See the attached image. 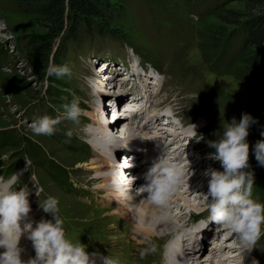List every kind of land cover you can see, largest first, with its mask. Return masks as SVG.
Wrapping results in <instances>:
<instances>
[{"label":"rangeland","instance_id":"obj_1","mask_svg":"<svg viewBox=\"0 0 264 264\" xmlns=\"http://www.w3.org/2000/svg\"><path fill=\"white\" fill-rule=\"evenodd\" d=\"M226 1L229 0L114 1L109 26L118 32L100 35L97 32L100 28L96 24L90 28L91 32L83 24L85 33L78 41H69L64 53H57L59 40H56L48 63L50 60L56 64L67 63L72 72L70 76L46 77L44 68L34 66L29 60L26 48L30 39L48 35L39 12L47 5V0H0V177L8 178L7 169L18 162L17 173L21 174V179L14 187L27 184L31 192L37 191V204L31 214L38 215V221L51 218L40 208L39 201L47 195H55L59 198L60 214L70 238L73 242L81 240L88 245L89 253L111 255L119 264H163L172 234L183 231V242L189 234V229H186L189 225L209 220L207 201L203 195L207 191V178L201 174L208 166L220 168L221 165L211 159L209 154L214 149L207 141L221 134L223 123L230 122L233 117L239 119L244 112L257 118V123L250 128V145L264 138L261 136L264 131V90L244 80L241 74L239 52L245 32L220 46H215L211 41L212 30L217 29L220 23L216 10ZM230 8L240 10L242 5L233 2ZM136 64L139 66L134 69L132 66ZM132 71H136V74L130 77ZM140 73L145 74L144 77ZM146 77L150 78L144 83L148 89L146 92H161L160 95L152 93L151 96H161L163 102H170L162 108L169 112L172 108L176 114L175 122H186V128L190 130L188 133L196 132H192L191 122L204 126L205 129L197 134L202 132L204 136L198 148L205 158L199 160L193 150L187 151L193 176L197 177L193 182V191L185 193L183 190L182 193V199L189 204L177 207L172 213L179 233L168 232L166 236L152 238L139 235L137 239L134 227L127 218L115 213L114 208L105 203L104 196L92 191V184L96 180L88 163L96 149L86 131L94 127L92 118L87 115L93 110L92 107H98L103 121L104 115H109L111 125L122 127L127 118L121 114L117 120L112 109L128 111L126 109L130 105L124 107L128 101H141L135 89H141L140 80ZM130 84L134 85V90L128 92ZM73 97L79 98L81 107L85 109L79 122L62 120L57 126L58 131L51 136H37L31 132L29 125L34 119L45 114H59L63 111V105L70 103ZM150 99L148 104L152 102L155 106L158 101ZM144 112L149 110L145 108ZM166 116L169 115L166 113ZM95 128L94 137L97 133ZM69 129L72 131L71 137L66 135ZM117 132L113 135L115 145L126 144L119 142L121 139L117 138ZM8 136L11 139L6 142L4 138ZM12 139L18 146L10 144ZM114 143H109L110 147ZM31 144L40 147L45 157V167L40 168L35 164L29 153ZM183 157L186 162L187 156L184 154ZM250 165L249 170L255 174L253 196L264 201V189H256L261 166L251 151ZM72 183L75 188L67 192L66 184ZM86 193L91 198H86ZM180 202L183 203L182 200ZM208 222L210 226L204 227L206 233L201 237L203 243L196 249L198 253L200 248L199 259H208L214 243L218 242V246L224 248L221 259L227 262L225 264H235L230 262L234 257H242L243 260L246 252L239 248L235 234L232 235L227 226L211 220ZM152 245L155 246L154 251L140 255L141 249ZM254 247L244 264H249L251 257L264 264V234ZM229 256L233 257L228 260ZM188 260L191 262V259Z\"/></svg>","mask_w":264,"mask_h":264},{"label":"clouds","instance_id":"obj_2","mask_svg":"<svg viewBox=\"0 0 264 264\" xmlns=\"http://www.w3.org/2000/svg\"><path fill=\"white\" fill-rule=\"evenodd\" d=\"M43 71L46 77H62L70 76L72 68L67 63L56 64L50 60ZM84 111L79 98L73 97L70 103L63 105L62 112L55 116L45 114L34 119L29 127L37 136H51L58 131L57 126L62 120L79 122ZM255 123L257 118L248 112L242 113L239 119L233 117L230 122L223 123L221 134L207 141L214 149L209 154L211 159L218 161L221 167L208 166L203 171V176L207 178V191L203 195L207 201L208 219L227 226L229 231L235 233L241 248L246 252L243 264L246 256H250L255 248L256 241L264 234V201L253 196L255 174L249 170L250 151L258 164L264 166V138L258 139L254 145H250L248 139L250 128ZM190 127L197 128L192 122ZM66 135L72 136L71 129L67 130ZM198 136L199 139L195 140L204 139L202 134ZM261 136L264 137V131ZM186 154L187 167L184 163L170 162V156L162 152L143 174L145 183L138 187V191L146 193L145 198L158 206L160 214L154 217L157 221L171 215L169 200L177 187L194 175ZM20 179L21 174L17 172L6 179L0 177V264H96L93 258L96 255H99L102 264H119L111 255L89 253L88 245L81 240L73 242L60 214L59 198L55 195H47L39 201L40 208L51 218L31 220V189L27 184L14 187ZM22 238L32 242L34 257L24 258ZM154 250V245L143 248L140 255ZM249 264L260 262L251 257Z\"/></svg>","mask_w":264,"mask_h":264},{"label":"bare ground","instance_id":"obj_3","mask_svg":"<svg viewBox=\"0 0 264 264\" xmlns=\"http://www.w3.org/2000/svg\"><path fill=\"white\" fill-rule=\"evenodd\" d=\"M130 73V72H129ZM131 74V73H130ZM134 74L132 73L130 77H132ZM140 76L144 77L145 74H139ZM139 77V76H138ZM140 78V77H139ZM132 79V78H131ZM136 80L138 78H135ZM140 82H142L141 89H135V94L137 97H141L140 99L146 98V103L144 106H138L140 104V101H128L124 107L126 108L129 106L125 111L122 110L123 112H119V109H112L115 111V115L117 116V120L120 119L121 116H125L126 123L129 121L128 116L130 115L129 113H136V117H138V120L140 118V121L138 123H131L129 125V134L128 137L133 138V144L136 142V146L133 145L135 149H138L141 151V153L145 156L146 162L145 165L141 167V171H139L140 176L139 178L135 181L129 180L131 177L130 175L128 176L127 174H122L116 170L117 167L115 165V162L111 159L110 155H115L117 152L120 151L119 147L125 145L124 144H117L112 147H110L111 142H113V135L117 132L121 131V125L117 126L116 125H111V121H108L109 115H104V121L103 118L100 116V112L98 107H92L93 110L91 112H88L87 115L92 118V124L94 127L89 128L88 131H86L91 138H89V141L92 143V145L95 147V152L93 153V157L89 159L88 165L90 166L91 174H95V180L92 184V191L94 194H97L98 196H104V199L106 200V204L109 205V207L114 208L115 213H118V215H121L125 218H127V221L129 224H131L134 227V230L136 233V238L139 239L138 237L142 236L145 238H152L155 236H161L168 234H172L176 231H178L177 227H175V221H173V216L172 213L176 211L177 207H183L187 206L189 204L188 201H186L183 198L182 193H185L189 191H193V186H194V181L197 176H193L190 178L189 181H185L183 184L179 185L177 187L176 192L172 195L171 199L169 200V209L171 212V215L165 219V220H155L154 217H157L160 214L158 206L152 204L150 201H148L145 197L147 196L146 193H142L138 191V187L141 186L143 183H145L143 179V174L152 166L153 161L157 159L160 154L163 152L166 155L170 156V162L174 163H184V166L187 167V163L184 162L185 157L183 155L186 154L189 149L195 148V145L193 146L192 140L194 136H196L197 132L199 130H204V126L201 127L197 126L196 130L193 129L192 132L195 133H188L190 130L184 129L185 123L183 121H180L179 123L172 122L173 120H170L168 124H165L166 122L163 121V119H166V113L169 115L168 117H171V114H169L168 110H164L165 108H162L164 105L170 104V102H163L162 97H152L153 94H159L161 92L159 91H151V92H146L148 90L146 88L145 80L150 79L149 77L146 78H141ZM139 83V80H137ZM125 83V82H124ZM144 84V86H143ZM131 85V84H130ZM157 85V84H156ZM137 87V86H135ZM134 90V85H131L130 87H127V91L130 92ZM153 90V89H152ZM162 91V90H161ZM118 93V92H117ZM121 91L119 90V94ZM134 95V94H133ZM156 99L158 102L155 106L154 103L152 102L148 104L147 102H150L152 99ZM139 99V98H138ZM120 100H122V97H120ZM164 103V104H163ZM133 108V110L130 111V108ZM144 107V108H143ZM145 108L149 110V112H144ZM155 108V110H153ZM144 109V110H143ZM160 110H164L162 115H159ZM117 111V112H116ZM170 112L173 114V117L171 119H174L176 116L175 111L171 108ZM107 116V117H106ZM134 117V116H133ZM135 117V118H136ZM123 122V121H122ZM164 122V123H161ZM118 123V122H117ZM125 124L122 123V125ZM178 124H182L183 127ZM118 129H117V127ZM96 137H94L93 130L96 129ZM150 128V130H147ZM129 139V138H128ZM126 144H128V140L126 139ZM193 146V147H192ZM184 153V154H183ZM189 155V153H188ZM129 165L123 164L119 166L121 169L129 168L131 165L130 161ZM134 171V170H133ZM203 175V173L201 174ZM129 177V178H127ZM92 183V182H91ZM184 190V191H183ZM102 194V195H101ZM37 198L38 195H36V192L32 191L31 195L29 197L31 207L32 209L36 206L37 204ZM180 200L183 201L180 202ZM103 202V201H102ZM101 203V202H100ZM180 203V204H179ZM39 204V203H38ZM181 212V211H180ZM31 214V213H30ZM31 220L38 221V215L31 214L29 216ZM210 222L208 224L209 227ZM205 227V228H206ZM225 227V226H224ZM204 227H202L203 230H205ZM206 231V230H205ZM176 233H179L176 232ZM183 233V231H182ZM182 233L180 232L181 236L180 239H176L174 241V245H170L168 250L165 253V260L163 261V264H184L186 262V257L182 256V250L185 249V246L183 245V242L181 241L183 236ZM221 233V230L219 231ZM177 234V235H180ZM196 234L193 237V245L194 249H197L201 243H203L201 236ZM233 233L232 235H234ZM140 235V236H139ZM177 235H173L172 237H176ZM215 236V235H214ZM134 237V236H133ZM218 234L216 235L217 240ZM135 238V239H136ZM219 239V238H218ZM218 242L214 243V247H212V251H210L208 259L203 258L199 259L197 256L196 259L200 261V264H225L223 259H221L223 256L224 248L223 246L219 247ZM225 244V243H224ZM21 245L22 247L25 248V253H24V258L27 259V257H30V252H31V245L32 242L28 240L27 238H22L21 240ZM216 246V247H215ZM238 248V247H237ZM241 248V246L239 247ZM242 250V248H241ZM2 251V249H0ZM242 252V251H241ZM241 252L240 255H241ZM235 256V255H234ZM238 256V255H236ZM233 256H229L228 260L231 259ZM230 258V259H229ZM96 260V264H101V260L97 259L94 257ZM219 259V260H218ZM231 263L235 264H243L242 257H234L231 259ZM229 262V261H228ZM194 264V263H193Z\"/></svg>","mask_w":264,"mask_h":264},{"label":"trees","instance_id":"obj_4","mask_svg":"<svg viewBox=\"0 0 264 264\" xmlns=\"http://www.w3.org/2000/svg\"><path fill=\"white\" fill-rule=\"evenodd\" d=\"M114 1L117 0H47V5L43 6L39 12L42 23L48 29V35L44 38L30 39L29 46L26 48L29 60L34 66L45 68L48 65L52 47L57 43L56 40H59L57 53L60 51L64 53L69 41H78L85 33L83 24L88 28V32H91L90 28L96 24L97 28H100L97 30L100 35L116 34L118 31H114L109 26L113 18L112 3ZM233 2L241 4L242 8L240 10L230 8ZM215 14L218 15L220 23L217 29L212 30V43L220 46L245 32V39L239 52L241 74L244 80L264 90V0H229L218 7ZM134 50L141 59H144L138 53L139 51ZM4 139L7 142L11 137ZM10 144L18 146L14 139L10 141ZM29 149L35 164L40 168L45 167V157L40 147L31 144ZM10 166L7 169L9 176L16 172L19 164L14 162ZM258 182L256 189L262 191L264 166H261ZM74 188L73 183L65 186L67 192Z\"/></svg>","mask_w":264,"mask_h":264}]
</instances>
